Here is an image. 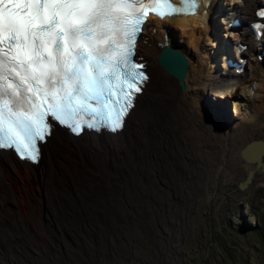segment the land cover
<instances>
[{"label": "bare ground", "instance_id": "1", "mask_svg": "<svg viewBox=\"0 0 264 264\" xmlns=\"http://www.w3.org/2000/svg\"><path fill=\"white\" fill-rule=\"evenodd\" d=\"M258 1L260 0H199L198 7L192 15L163 19L152 17L147 20L143 30L144 35L136 41L135 55L145 60L148 79L118 132L108 134L82 131L78 136L71 137L61 129H56L51 134L50 140L43 144L37 167L24 161L16 163L10 155H6L8 153H0V216L7 214L14 220L13 223L12 220L9 222L0 217V264H5L9 253L8 250L6 251L10 247L8 235L6 234L5 244L2 238L6 229L12 233L11 236H20L18 246L37 247L25 242L20 234L18 236V232L21 231L20 220L23 216L19 217L17 214L22 211V207L15 196L14 186L12 187L6 180L10 174L15 179L13 183H17L18 188L24 189L25 194L31 197L29 202H24L26 216L28 213L37 212L32 206L35 205L32 200L37 203L42 200L37 194L34 196L33 192H36V188L37 193H41L45 199L52 200L55 205L53 209L60 216V220L59 217L56 218L59 224L65 225L68 231L73 232L71 234H77L78 231L83 232L85 225L83 223H89L86 222V217L91 219V215L95 213L91 208L96 207L98 200L102 201L104 207L113 211L117 209L116 205L119 203V200H115L113 196L112 185L100 187L101 193L94 197L90 194L91 190L87 194L80 186L77 189L71 186L75 187L74 191L65 190L64 184L84 178L86 168L96 166L99 173L96 176L98 178L103 176L102 179H106L113 174L110 170L111 162L116 163L119 165L118 172L124 173L128 178L135 177L145 184L143 188L136 187L138 197L136 193L128 196L125 184L113 179V182L120 183V187L124 188L122 196L132 198L138 204L144 205L147 204L146 196L161 198L164 194L162 191L167 193L165 188L161 187L162 190H158V187H153L148 181L147 177L152 170L157 171L159 177L160 170H164L168 163L180 159V153L183 152L192 153L193 165L200 164V167L210 169L216 162L222 139L228 140L227 129L239 127L241 124L255 128L258 126L260 116L264 115V71L261 70L260 79L255 84L251 78L254 72L250 71V66L256 65L251 60L247 63L248 68L241 74H233L231 70H225L223 64L217 63V55L226 44L234 45L240 39L249 40L247 33L227 30V26L222 25L225 21L222 17H227L229 20L234 14L247 19L250 8ZM214 11L218 12L220 18L210 17ZM163 34L167 45L176 46L188 60L187 71L182 80L186 87L182 90L173 76L165 73L156 62L163 43ZM263 42H250L246 49L248 55H252ZM203 91L209 92L204 96L209 104L205 103L204 106L196 98L198 94L204 95ZM227 102L234 105L233 111L236 114L235 119L228 122L223 117L227 116L225 114ZM216 120H224L227 127L218 125ZM213 126L219 132L213 130ZM205 127L209 129L204 130ZM212 135L215 136L211 137ZM251 135L252 138L244 142L240 149L251 140H264L258 136L254 137V132H251ZM190 142L193 143L192 151L187 149V144ZM73 153L80 155L82 159L75 158ZM67 154L68 160H66ZM188 160L191 163V159ZM260 160H264V152ZM246 163L249 169L253 167L252 163ZM188 166L183 165L185 168ZM143 171L145 174L141 173ZM152 173L150 174L153 175ZM180 175L187 176L184 172H180ZM26 181L28 184L25 183V187L22 188L21 185ZM54 184H56L55 189L52 188ZM168 187H170L167 188L168 190L172 189V186ZM83 193L89 198L87 202L78 198V195ZM10 199L13 200L14 206L10 204L8 208L10 211H6L2 203ZM76 207L79 211L74 209ZM16 219L18 221H15ZM49 222L59 225L54 220ZM33 224L34 222L30 224L32 228ZM59 230L63 229H55L56 234ZM45 237L51 238L50 242L55 244V234L52 229H46Z\"/></svg>", "mask_w": 264, "mask_h": 264}, {"label": "rangeland", "instance_id": "2", "mask_svg": "<svg viewBox=\"0 0 264 264\" xmlns=\"http://www.w3.org/2000/svg\"><path fill=\"white\" fill-rule=\"evenodd\" d=\"M242 31L245 33L244 29ZM250 68V71L254 72L251 76L252 81L257 84L261 76L260 66H250ZM203 92L205 93L203 96L209 94L207 91ZM196 98L201 100V95H196ZM198 99L197 101H199ZM206 104H209L207 100ZM233 110L234 105L227 102L225 109L227 116H223L227 122L235 119L236 114ZM207 121L212 122L211 120ZM216 122L220 126L227 127L224 120H216ZM241 125L226 128L228 140L222 139L216 162L210 169L200 167V164L193 165L192 153L183 152L180 153V159L168 163L164 170H160L159 177L172 186V189L167 193L162 191L166 207L158 214L159 229L156 231L151 229L147 221H145V225L139 226V229L134 232L130 231L128 225L117 224L119 218H123L128 210L131 211L129 209L131 206L136 209L140 208L122 196L124 188L120 187V183L112 180L118 179L123 182L128 196L136 193L138 197L136 187L143 188L145 184L135 177L128 178L124 173L118 172L117 166L119 165L116 163L111 162L110 170L113 174L110 178L102 179L103 176L98 178L96 176L99 174L97 167L92 165L94 168H86L87 172L83 174L84 178L76 181L79 182L78 184L76 182L64 184L63 187L67 191H74V188L77 189L79 186L87 194L91 190L92 197L100 194L103 186L112 185L113 196L115 200H119L116 205L117 209L114 211L104 207L102 201L98 200L96 207L91 208L95 212L91 215V219L86 217V222L94 224L88 230L97 232L104 228L103 235L96 240L94 238L91 242V245L98 242V250L95 253L91 249H87V245H83L82 250L73 249L72 244L76 242V238L73 243L68 242L70 239H66L67 243H64L60 233L70 234V238H72L74 234L71 233L73 232L71 230L69 232L65 225L59 224L56 218L59 217L60 220V216L54 211L55 205L52 200L45 199L41 193H37L36 188V192L33 194L34 196L37 194L42 200L39 203L32 200L35 203L32 206L37 212L28 213L26 216L24 202H29L31 197L25 194L24 189L20 190L17 183H13L14 178L10 174L6 180L12 187L14 186L15 196L22 207V211L17 214L19 217L23 216L20 220L21 231L18 232V236L20 234L25 242L37 247L18 246L20 236H12L15 238L12 242L10 238L12 233L6 229L2 236L3 243L5 244L7 234L10 247L16 245L21 251L26 250L23 253L16 251L15 254H10L8 256L9 264H21L20 258L24 256L29 262L25 264H125L127 262V264H264V171H255L252 176L253 181L251 180V183L246 187L239 188L237 186L249 169L247 163L240 158V147L252 136L251 132H254V137L258 136L264 139V115L260 116L256 128L250 125ZM208 129L209 127L204 128V130ZM212 129L219 132L214 126ZM243 136L245 137L243 138ZM192 146V142L188 143L187 149L192 151ZM205 148L208 147L205 146ZM73 156L82 159L78 154ZM235 156L237 157L235 158ZM66 158V160L69 159L68 154ZM182 158L185 161L182 162ZM187 158L191 159V163ZM183 165L189 166L185 168ZM151 172L158 174L155 170ZM180 172H184L187 176L180 175ZM141 173L145 174V171ZM150 173L147 177L148 181L154 178ZM158 180L150 182L153 187L162 190ZM25 183L28 184V181L23 182L22 188L25 187ZM52 188L55 189L56 184ZM78 198L86 202L89 199L85 197L84 193L78 195ZM152 198L156 199L153 195L146 196L147 202ZM127 202L131 206H124V203ZM11 205L14 206L13 200H11ZM74 209L78 210L77 207ZM5 210L10 211L9 209ZM0 217L9 220V222L12 220V217L7 214ZM51 220L59 225L51 224L49 222ZM12 221L14 223V220ZM32 222H34L33 228L30 226ZM92 223L90 224L92 225ZM83 225L86 230L87 224L83 223ZM59 228L63 230H59V233L56 234L55 229ZM46 229L53 230L55 244L50 242L51 238L45 237ZM110 231L113 232L110 233ZM80 234L81 232L78 231L75 235ZM82 239L85 241V238ZM41 247L43 249L39 253Z\"/></svg>", "mask_w": 264, "mask_h": 264}, {"label": "snow or ice", "instance_id": "3", "mask_svg": "<svg viewBox=\"0 0 264 264\" xmlns=\"http://www.w3.org/2000/svg\"><path fill=\"white\" fill-rule=\"evenodd\" d=\"M197 7L198 0H0V149L35 162L38 142L51 134L48 117L77 135L84 126L120 129L148 79L134 59L148 13L163 19Z\"/></svg>", "mask_w": 264, "mask_h": 264}, {"label": "water", "instance_id": "4", "mask_svg": "<svg viewBox=\"0 0 264 264\" xmlns=\"http://www.w3.org/2000/svg\"><path fill=\"white\" fill-rule=\"evenodd\" d=\"M157 63L161 68L172 75L180 89H184L183 76L187 69V62L179 51L170 47H161L156 57ZM264 152V141L256 140L247 144L240 151V156L245 162L253 164L251 169H248L245 177L238 183L239 188L247 186L251 182L254 171H264V161L260 160L261 154Z\"/></svg>", "mask_w": 264, "mask_h": 264}, {"label": "flooded vegetation", "instance_id": "5", "mask_svg": "<svg viewBox=\"0 0 264 264\" xmlns=\"http://www.w3.org/2000/svg\"><path fill=\"white\" fill-rule=\"evenodd\" d=\"M128 199L130 200V202H133L134 204H136V206L139 207L140 209H136L134 207L132 208V206L129 204V202L124 203V206L125 205L131 206L129 208V209H131V211L128 210V212L124 215L123 218H121L117 222V224H119L121 226L128 225V226H130V231L134 232L135 230H138L139 229V226L145 225L146 224L145 221H147L152 230H154V231L158 230L159 229V224H158L159 223L158 222L159 215L158 214L161 211H163L165 209V207H166L165 203L163 202V197L156 198V199L152 198L151 201L146 202L147 204H144V205L138 204L132 198H128ZM166 200H167V198H166ZM90 223L91 222H89V223L87 222V229L91 227V224ZM86 230H83L82 233H84L86 235V237H88ZM103 231H104V228H102V230H98L97 232H93L92 231L91 232V239L88 237V242L84 241V239L78 238V240L74 244H72V248L73 249H76V250L77 249L78 250H82L83 245H87V249H91V251L93 253L97 252V250H98L97 243L98 242L92 244L94 246H92L90 244V242H92V240L94 238H95V240L97 238H100L103 235ZM112 232L113 231H110V233H112ZM67 237H70V234H67ZM89 239H90V242H89ZM71 242L73 243V241H71ZM8 255H10V253H8L7 256ZM26 259L27 258L22 259L23 264H25L26 261H27V263H29L28 260H26ZM8 262H9V259L6 257L5 264H8ZM127 263H125V264H127Z\"/></svg>", "mask_w": 264, "mask_h": 264}]
</instances>
